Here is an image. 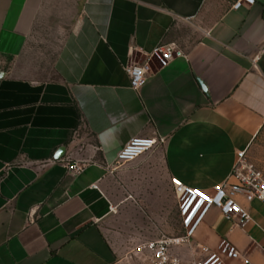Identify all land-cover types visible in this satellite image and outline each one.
<instances>
[{
    "label": "crops",
    "instance_id": "1",
    "mask_svg": "<svg viewBox=\"0 0 264 264\" xmlns=\"http://www.w3.org/2000/svg\"><path fill=\"white\" fill-rule=\"evenodd\" d=\"M171 43L134 89L126 67ZM263 130L264 0H0V264H147L183 233L172 179L212 193L246 149L264 167ZM134 137L165 142L118 165ZM241 202L245 226L213 207L173 253L264 264V202Z\"/></svg>",
    "mask_w": 264,
    "mask_h": 264
},
{
    "label": "built area",
    "instance_id": "2",
    "mask_svg": "<svg viewBox=\"0 0 264 264\" xmlns=\"http://www.w3.org/2000/svg\"><path fill=\"white\" fill-rule=\"evenodd\" d=\"M255 0H232V7L238 9L244 5H252ZM182 52L175 43L157 46L146 55L142 62H133L126 67L134 89L142 87L152 69L151 62L156 59L161 67H166ZM165 142L164 137H134L118 153V165L135 162L137 159L153 151ZM84 162L67 164L74 173L85 169ZM178 200L183 233L178 236H165L146 242L137 248V252L147 264H225L226 258H239L243 255L230 245H226L221 254L214 253L207 258L194 255L186 260L173 253V247L187 244L192 247L193 240L200 225L211 208L217 207L230 220L238 219L239 225L245 226L252 220L249 210L242 204L247 202H264V167L253 162L248 150L238 151L234 169L230 177L217 185L212 193L191 187L179 179H172Z\"/></svg>",
    "mask_w": 264,
    "mask_h": 264
},
{
    "label": "rangeland",
    "instance_id": "3",
    "mask_svg": "<svg viewBox=\"0 0 264 264\" xmlns=\"http://www.w3.org/2000/svg\"><path fill=\"white\" fill-rule=\"evenodd\" d=\"M259 144H260V148H259V158L264 161V130L262 132V135L259 139ZM126 223L124 224L122 221L119 224V229L123 230L125 233L127 232L126 229ZM130 231V236L131 237H138L139 235V227H138V219H131V227L129 229ZM150 234H147V236H149ZM152 236V235H150Z\"/></svg>",
    "mask_w": 264,
    "mask_h": 264
}]
</instances>
